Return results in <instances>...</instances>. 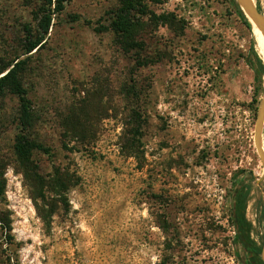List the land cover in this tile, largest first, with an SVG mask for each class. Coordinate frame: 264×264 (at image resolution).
<instances>
[{"label":"rangeland","instance_id":"374dc122","mask_svg":"<svg viewBox=\"0 0 264 264\" xmlns=\"http://www.w3.org/2000/svg\"><path fill=\"white\" fill-rule=\"evenodd\" d=\"M38 3L0 0V67L27 58L25 29L36 27ZM118 3L67 1L27 60L34 130L50 149L34 159L47 176L63 164L80 182L47 223L37 208L42 198H34L42 189L6 169L13 240L10 260L0 264H246L234 244L230 199L245 195L252 238L263 246L264 165L254 134L264 76L253 50L264 57L255 32L231 0H163L150 8L165 20L144 26L143 49L126 53L111 31L98 30ZM257 4L264 12V0ZM2 100L0 153L7 158L19 101L11 94ZM82 101L100 117L89 146L65 138L60 124ZM133 108L141 118L131 155ZM220 144L237 151L236 159L213 156L205 164L203 147Z\"/></svg>","mask_w":264,"mask_h":264},{"label":"trees","instance_id":"16d2710c","mask_svg":"<svg viewBox=\"0 0 264 264\" xmlns=\"http://www.w3.org/2000/svg\"><path fill=\"white\" fill-rule=\"evenodd\" d=\"M37 1L39 3L33 11L36 27L31 24L27 25L25 29L27 43L23 54L27 58L21 59L22 55L17 56L0 67V98L3 99L6 95L11 94L16 96L19 101L15 110V122L12 121L16 125V134L11 145L12 157L6 158L0 153V257H6L9 260L10 255L7 252L8 245L13 240V221L11 211L7 207L6 169L12 166L17 173L23 175L32 188L42 189V195L35 194L34 198L36 200L42 198V206L37 203V208L40 216L47 223L52 220L63 200H67L66 194L70 189L80 182V176L71 172L69 167L63 164H54L47 176L34 159L36 152H49L50 149L35 133L36 116L23 82V72L26 70L29 57L47 42L55 15L62 13L66 8V2L71 0ZM162 2L163 0H119L118 6L108 19V25H104L98 30L111 31L120 48L126 53L142 50L143 40L140 36L144 26L157 24L163 21L162 19L165 20V15H162L163 17L157 15L150 5ZM231 2L235 11L243 18L245 25L254 35L251 21L235 0H231ZM258 7L262 10L259 5ZM253 55L257 60L254 68L258 71L259 76H264L263 59L259 57L255 49ZM259 89H261V84L258 87V92ZM87 102L73 103L69 112L60 119L65 138H71L84 146H89L96 138L98 133H96V125L100 120L98 114L89 112ZM3 116H5V111L2 100L0 102V124L4 121ZM140 118L141 113H138L135 108L127 116L128 122H132L135 126L127 133L129 136L127 149H130L131 155L136 152L134 141L136 136L140 135V128L137 126ZM63 146L68 148V143L65 141ZM245 198V195L243 197L239 192L236 197L230 199L232 203L231 219L237 230L234 244L240 257L241 253L245 254L244 258L242 257V262L252 264L253 260L257 264H264L261 257L263 246L252 238L253 225L245 216ZM66 202V205L69 206L68 201Z\"/></svg>","mask_w":264,"mask_h":264},{"label":"water","instance_id":"95a60500","mask_svg":"<svg viewBox=\"0 0 264 264\" xmlns=\"http://www.w3.org/2000/svg\"><path fill=\"white\" fill-rule=\"evenodd\" d=\"M246 17L251 21L254 27L258 28L264 36V12L259 9L254 0H235ZM264 90L258 106L257 120L255 125V146L264 165ZM261 257L264 262V244L262 247Z\"/></svg>","mask_w":264,"mask_h":264},{"label":"flooded vegetation","instance_id":"af4514ba","mask_svg":"<svg viewBox=\"0 0 264 264\" xmlns=\"http://www.w3.org/2000/svg\"><path fill=\"white\" fill-rule=\"evenodd\" d=\"M228 146L227 145H224V144H220L218 145L215 150L213 151L210 147H208L207 145H205L203 147V150H202V155H203V159H204V163L207 164V161H210L211 158L214 156L216 158H218L219 160H224L225 162L228 160V159H232V160H235L236 157L235 155L237 154L235 151L234 153H228ZM218 156V157H217ZM252 264H257L255 261L252 260Z\"/></svg>","mask_w":264,"mask_h":264},{"label":"bare ground","instance_id":"6f19581e","mask_svg":"<svg viewBox=\"0 0 264 264\" xmlns=\"http://www.w3.org/2000/svg\"><path fill=\"white\" fill-rule=\"evenodd\" d=\"M254 1L257 4V0H254ZM254 32H255L257 42H258V47L260 49L262 56L264 57V36H263L262 32L256 27H254Z\"/></svg>","mask_w":264,"mask_h":264}]
</instances>
